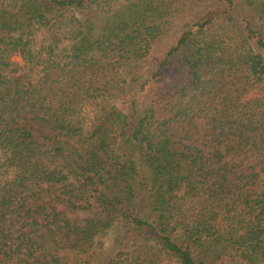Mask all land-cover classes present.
Returning a JSON list of instances; mask_svg holds the SVG:
<instances>
[{
  "label": "trees",
  "instance_id": "1",
  "mask_svg": "<svg viewBox=\"0 0 264 264\" xmlns=\"http://www.w3.org/2000/svg\"><path fill=\"white\" fill-rule=\"evenodd\" d=\"M165 263L264 264V0H0V264Z\"/></svg>",
  "mask_w": 264,
  "mask_h": 264
},
{
  "label": "rangeland",
  "instance_id": "2",
  "mask_svg": "<svg viewBox=\"0 0 264 264\" xmlns=\"http://www.w3.org/2000/svg\"><path fill=\"white\" fill-rule=\"evenodd\" d=\"M66 216L69 220L75 221L78 224H82L84 220H86L90 217V214L89 213L76 212V213H69ZM165 264H173V263H165Z\"/></svg>",
  "mask_w": 264,
  "mask_h": 264
}]
</instances>
